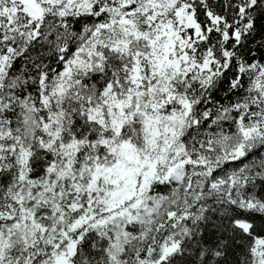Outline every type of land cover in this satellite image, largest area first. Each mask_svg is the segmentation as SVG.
<instances>
[{"label":"snow or ice","instance_id":"snow-or-ice-1","mask_svg":"<svg viewBox=\"0 0 264 264\" xmlns=\"http://www.w3.org/2000/svg\"><path fill=\"white\" fill-rule=\"evenodd\" d=\"M0 264H264V0H0Z\"/></svg>","mask_w":264,"mask_h":264}]
</instances>
